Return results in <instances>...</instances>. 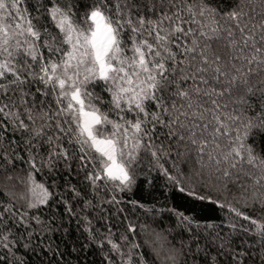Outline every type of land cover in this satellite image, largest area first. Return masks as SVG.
<instances>
[{
  "label": "snow or ice",
  "instance_id": "1",
  "mask_svg": "<svg viewBox=\"0 0 264 264\" xmlns=\"http://www.w3.org/2000/svg\"><path fill=\"white\" fill-rule=\"evenodd\" d=\"M0 264H264V0H0Z\"/></svg>",
  "mask_w": 264,
  "mask_h": 264
}]
</instances>
